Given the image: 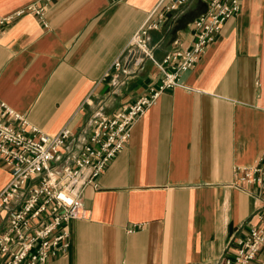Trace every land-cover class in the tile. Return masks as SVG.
<instances>
[{
    "label": "crops",
    "instance_id": "0c3cea01",
    "mask_svg": "<svg viewBox=\"0 0 264 264\" xmlns=\"http://www.w3.org/2000/svg\"><path fill=\"white\" fill-rule=\"evenodd\" d=\"M160 1L0 0V100L47 134L70 126L56 166L72 161L97 106L111 113L157 85L144 54L118 84L106 76L148 18L159 21L147 39L155 58L190 45L207 0L161 19ZM240 2L179 83L134 119L81 192L88 216L68 220L67 246L44 264H215L258 223L263 194L238 175L264 150V0ZM7 168L0 160V188ZM262 261L264 248L250 264Z\"/></svg>",
    "mask_w": 264,
    "mask_h": 264
},
{
    "label": "built area",
    "instance_id": "2783aa9c",
    "mask_svg": "<svg viewBox=\"0 0 264 264\" xmlns=\"http://www.w3.org/2000/svg\"><path fill=\"white\" fill-rule=\"evenodd\" d=\"M47 1V0H45ZM116 1V0H113ZM188 0H161L164 8L160 19L170 10L185 5ZM240 0H207L206 9L193 20V39L188 47L167 51L155 58L148 49L150 29L159 21L148 18L133 34L129 46L106 72L112 84L120 81L119 71L127 73L129 63L139 64L135 46L158 67L161 77L149 94L114 110L103 111L97 106L88 116L90 132L81 142L71 162L55 165L60 148L71 133L67 124L55 133L47 134L26 120L0 100V160L8 165L9 177L0 188V264H44L67 242V222L71 218H85L88 209L81 192L88 184H95L97 175L112 156L123 147L134 119L157 97L162 89L179 83L181 73L197 62L207 44L214 39L222 23L239 11ZM28 9L39 13L32 4ZM1 22V20H0ZM5 118L17 121V125ZM239 179L256 184L263 194L255 210L258 223L236 239V246L228 248L215 264H250L257 252L264 248V150L255 164L239 169ZM264 261L259 264H263Z\"/></svg>",
    "mask_w": 264,
    "mask_h": 264
},
{
    "label": "rangeland",
    "instance_id": "374dc122",
    "mask_svg": "<svg viewBox=\"0 0 264 264\" xmlns=\"http://www.w3.org/2000/svg\"><path fill=\"white\" fill-rule=\"evenodd\" d=\"M135 49H136V52H135V53H136V54H135L136 56H139V55H141V54H144V52H143L142 50H140L138 47L135 46ZM144 55H145V54H144Z\"/></svg>",
    "mask_w": 264,
    "mask_h": 264
}]
</instances>
